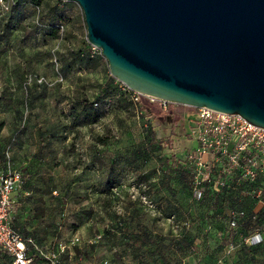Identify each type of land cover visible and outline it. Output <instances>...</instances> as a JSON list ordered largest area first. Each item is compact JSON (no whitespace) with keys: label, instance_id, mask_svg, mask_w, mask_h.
Masks as SVG:
<instances>
[{"label":"rangeland","instance_id":"1","mask_svg":"<svg viewBox=\"0 0 264 264\" xmlns=\"http://www.w3.org/2000/svg\"><path fill=\"white\" fill-rule=\"evenodd\" d=\"M5 2L0 169L9 165L25 179L15 225L35 239L34 264H49L52 256L58 264H264V247L249 249L247 235L228 224L239 208L230 194L214 196L230 182L215 188L196 175L186 190L161 155L146 150L144 114L162 109L146 97L135 100L110 76L100 51L87 43L78 4L43 0L37 10L29 0ZM166 111L168 121L180 117L178 134L192 137L187 152L196 149L190 110L168 104ZM168 121H152L157 138L169 133ZM249 200L240 206L247 214L260 201L264 212V198ZM260 219L262 231L264 214ZM0 264H8L2 255Z\"/></svg>","mask_w":264,"mask_h":264},{"label":"water","instance_id":"2","mask_svg":"<svg viewBox=\"0 0 264 264\" xmlns=\"http://www.w3.org/2000/svg\"><path fill=\"white\" fill-rule=\"evenodd\" d=\"M134 94L264 130V0H64Z\"/></svg>","mask_w":264,"mask_h":264},{"label":"built area","instance_id":"3","mask_svg":"<svg viewBox=\"0 0 264 264\" xmlns=\"http://www.w3.org/2000/svg\"><path fill=\"white\" fill-rule=\"evenodd\" d=\"M5 1L7 0H0V6L7 10L8 3ZM148 100L157 102L162 111H166L168 103L151 98ZM187 108L190 111L186 112V118L197 124V130L193 131L197 146L193 151L187 152L185 157L193 162L196 175L202 176L200 181L211 179L215 188L230 182L244 187L245 195L251 198H264V130L253 126L239 115ZM201 156L211 158L210 163L202 160ZM216 165L217 176L206 178ZM21 182L19 171L9 165L0 172V253L9 257L10 264H34V257L29 253H38L39 248L31 239H23L11 224L16 207L14 195ZM198 195L200 196V192ZM262 205L263 202L260 201L258 208L254 209L255 214ZM244 216V211H233L231 225L236 227ZM262 241L263 236L257 231L247 238L249 246L259 245ZM48 261L49 264H58L55 256Z\"/></svg>","mask_w":264,"mask_h":264},{"label":"trees","instance_id":"4","mask_svg":"<svg viewBox=\"0 0 264 264\" xmlns=\"http://www.w3.org/2000/svg\"><path fill=\"white\" fill-rule=\"evenodd\" d=\"M42 1L43 0H29V4L33 7H35L37 10H39V7H40ZM8 10H9V7L6 11H8ZM58 22L61 23L60 21H58ZM58 28H62V25L58 24ZM90 49H92V48H90ZM112 81H113V79H112ZM126 93L128 95L132 96V98L133 97L136 98L135 94L132 93L131 91L127 90ZM126 93L121 94V96L126 95ZM104 95H106V96H104ZM104 95H103L104 98H107L109 96H113L110 94H106L105 92H104ZM95 104H96V106H95ZM98 105H99L98 102L94 103L93 108L97 109ZM144 115H145L146 120L148 121V125L150 126L149 130L146 134V137H147V139H146V141H147L146 142V150L156 152V153H158V155H161L163 162L167 165L168 170L173 174V177L175 178V181L177 182V184L178 185L183 184L184 188H187L186 190H189V191L192 190L194 188L193 183L195 180L196 172L194 169L193 162H191L190 160H188L185 157L187 149L184 146V143L190 142L192 140V137L189 136L188 134H178L177 128H178V124L180 122V117L176 114H173V115H170L171 116L170 121H168L169 115H168L167 111H162V110H160L159 113L152 112V113H145ZM98 118H99L98 116H92V119H93L92 122L97 121ZM152 121H158L161 124H166V122L168 121L169 133L166 136H160V134H159V137L157 138L155 131L151 128V124L153 123ZM4 169H5V166L1 167L0 172L4 171ZM19 173H20V171H19ZM216 176H217V174H216ZM21 178H22L21 185H20L19 189L17 190L16 194L14 195L15 200H17V198H19L20 195L25 194L24 190H22V188H23L22 185L25 182V179L23 178L22 174H21ZM208 182H210V181H208ZM235 185L233 183L229 184L227 191L219 189L217 191L218 193H215L214 196L217 195L216 197H219L222 195H226V194L229 195L230 194L229 196L232 198V202H233V204H231V205L234 207L235 206L239 207V208H237L238 210H235V211H244L245 212V216L240 218L236 227L238 229H240V231L244 232L245 235H247L246 238H248L251 234H253L256 231L262 234L263 241L261 244L256 245V246H249L248 245V248L254 251V250H257L261 247H264V235H263L264 230L260 231L259 227H257V225H260L262 223L260 217L264 214V212L261 211V212H258L257 214H255V213L253 214V212H252L251 215L247 214L246 211L243 210V208H241L240 206L243 205V203L246 200H249V198H251V197L245 195V197L242 198V200H241L239 198V196L237 197L236 193L241 192L240 188H242V186H235ZM227 198L229 199V197H227ZM19 206H20L19 202H18V204L16 203L15 211H14V214H13L12 219H11L12 227L20 235H22L23 239H31L36 244L35 239L33 238L32 235L25 234L16 228V225H15V222L17 221L16 213H17V209ZM228 224L229 225L231 224V214H230V219L228 220ZM253 254H256V252H253ZM0 255L5 257L8 261V264H10L11 261L6 254L0 253ZM29 255L34 257V262H35L36 261V253H34L33 251H30Z\"/></svg>","mask_w":264,"mask_h":264}]
</instances>
